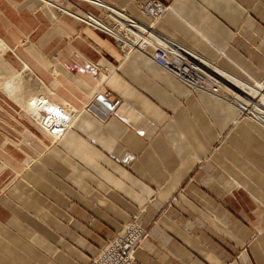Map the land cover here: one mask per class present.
Wrapping results in <instances>:
<instances>
[{
	"label": "crops",
	"instance_id": "0c3cea01",
	"mask_svg": "<svg viewBox=\"0 0 264 264\" xmlns=\"http://www.w3.org/2000/svg\"><path fill=\"white\" fill-rule=\"evenodd\" d=\"M103 1L150 22L148 0ZM169 3L159 33L264 84V0ZM1 49L0 264H90L134 219L149 235L132 264H264L263 123L47 0H0ZM15 79L22 97L1 87ZM46 103L72 116L59 138Z\"/></svg>",
	"mask_w": 264,
	"mask_h": 264
},
{
	"label": "built area",
	"instance_id": "2783aa9c",
	"mask_svg": "<svg viewBox=\"0 0 264 264\" xmlns=\"http://www.w3.org/2000/svg\"><path fill=\"white\" fill-rule=\"evenodd\" d=\"M47 1L59 13L70 14L86 25L109 34L122 50L137 49L149 55L158 66L173 74L192 91H205L224 98L237 104L242 114L260 121L255 107L237 99L235 90L221 76V70L214 63L156 30V23L170 8L169 0H148L140 5L141 12L150 20L149 23H144L103 0H77L99 7L103 16L84 10L73 0ZM40 112L38 120L41 125L56 138L64 133L72 118L60 107L50 106ZM148 235L147 229L134 219L107 241L90 264H132L136 261L137 250Z\"/></svg>",
	"mask_w": 264,
	"mask_h": 264
},
{
	"label": "bare ground",
	"instance_id": "6f19581e",
	"mask_svg": "<svg viewBox=\"0 0 264 264\" xmlns=\"http://www.w3.org/2000/svg\"><path fill=\"white\" fill-rule=\"evenodd\" d=\"M114 13H117V12L115 11ZM220 74L223 78H225V81L229 84V86L235 90L237 97H238L237 99L241 100L245 104L250 105V100L247 99L246 97L242 96L244 94H242L243 92L241 89H244V90L248 91L250 94H252L253 98H251V99L253 100L252 103L255 104L254 107L256 110L255 112L258 115L257 117L260 121H262L264 123V94H262V92L259 91V89H263L264 86L260 85V84L259 85H250L247 82L245 83L244 81L237 79V77H232V76H230L226 73H223L221 71H220ZM13 81L14 82L6 81L4 84H2L3 86H1V87L10 93L13 92L17 96L22 97L24 95L23 85L20 84L19 80L15 79ZM38 97H39L41 102L44 101V99H45V96L40 97V95H38ZM254 99L257 101H255ZM45 105H47L48 107H50V106L56 107V105H51L50 103L49 104L46 103ZM46 109H47V107H46ZM41 110H45V108H41ZM36 113H38V112L36 111Z\"/></svg>",
	"mask_w": 264,
	"mask_h": 264
},
{
	"label": "rangeland",
	"instance_id": "374dc122",
	"mask_svg": "<svg viewBox=\"0 0 264 264\" xmlns=\"http://www.w3.org/2000/svg\"><path fill=\"white\" fill-rule=\"evenodd\" d=\"M46 5H48L47 3H46ZM3 53H4V51L1 49L0 50V76H5V75H3L4 74V71L6 72L7 70L6 69H4V64H3ZM8 72H10L9 74L10 75H8V78L10 77V76H12V71H8ZM14 76H16V77H19V78H21L22 79V81L21 82H23V84H28L29 85V81L27 80V78L29 77V75H27V72L26 71H23V69H22V71L21 70H19V71H15V75ZM242 90V94H244V95H242V96H244V97H246L247 99H249L250 100V105H253V106H255V104L254 103H252V99L251 98H253V96H252V94H250L248 91H246V90H244V89H241ZM264 87H263V89H259V91H261L262 92V94H264ZM255 100V99H254ZM255 101H257V100H255ZM256 113V112H255Z\"/></svg>",
	"mask_w": 264,
	"mask_h": 264
},
{
	"label": "water",
	"instance_id": "95a60500",
	"mask_svg": "<svg viewBox=\"0 0 264 264\" xmlns=\"http://www.w3.org/2000/svg\"><path fill=\"white\" fill-rule=\"evenodd\" d=\"M92 110L99 113L101 116H105L110 112V109L112 108L111 105L106 103L102 98H99L91 107Z\"/></svg>",
	"mask_w": 264,
	"mask_h": 264
}]
</instances>
